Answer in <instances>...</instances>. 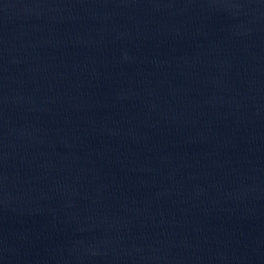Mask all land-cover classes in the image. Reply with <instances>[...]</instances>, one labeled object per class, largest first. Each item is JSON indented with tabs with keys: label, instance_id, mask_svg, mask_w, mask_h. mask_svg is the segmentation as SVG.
<instances>
[{
	"label": "water",
	"instance_id": "95a60500",
	"mask_svg": "<svg viewBox=\"0 0 264 264\" xmlns=\"http://www.w3.org/2000/svg\"><path fill=\"white\" fill-rule=\"evenodd\" d=\"M0 264H264V0H0Z\"/></svg>",
	"mask_w": 264,
	"mask_h": 264
}]
</instances>
